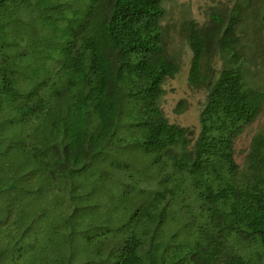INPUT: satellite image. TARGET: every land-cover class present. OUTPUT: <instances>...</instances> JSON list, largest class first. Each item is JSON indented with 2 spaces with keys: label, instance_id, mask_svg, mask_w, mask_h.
<instances>
[{
  "label": "trees",
  "instance_id": "1",
  "mask_svg": "<svg viewBox=\"0 0 264 264\" xmlns=\"http://www.w3.org/2000/svg\"><path fill=\"white\" fill-rule=\"evenodd\" d=\"M169 1L0 0V264H37L41 233L23 220L75 214L90 189L107 201L86 176L129 164L147 193L108 264H264V134L242 167L234 157L264 101L241 38L245 0L187 24L188 82L205 91L195 138L160 105L181 72L161 25ZM253 13L264 30V0Z\"/></svg>",
  "mask_w": 264,
  "mask_h": 264
},
{
  "label": "rangeland",
  "instance_id": "2",
  "mask_svg": "<svg viewBox=\"0 0 264 264\" xmlns=\"http://www.w3.org/2000/svg\"><path fill=\"white\" fill-rule=\"evenodd\" d=\"M257 2L245 0L241 38L249 51L250 80L264 95V30L255 21L253 12L257 10ZM230 3L231 0H171L164 3L165 15L161 23L164 42L181 72L175 79L165 80L160 105L171 124L187 128L194 138L199 133V114L205 91L188 82L192 51L188 44L187 24L194 20L203 25L212 9L225 8ZM257 133L264 134V101L258 119L235 141L234 157L240 167L245 162L251 139ZM86 177L89 185L104 188L107 201L97 199L94 190L90 189L88 193L81 192V200L73 201L77 204L75 214L72 208L62 214L57 211L52 217L47 214L40 219L23 220L22 228L29 226L32 233H41L37 248H43V255L36 257L37 264H108L110 256L118 252L112 243L119 236H127L137 224L131 217L144 201L135 204L133 196L147 193V190L140 191L141 179L130 164L105 172L90 171ZM176 223L177 229L183 230L186 217L180 214ZM170 226L164 228L167 235L164 241L174 246L170 236L175 227L171 223Z\"/></svg>",
  "mask_w": 264,
  "mask_h": 264
}]
</instances>
